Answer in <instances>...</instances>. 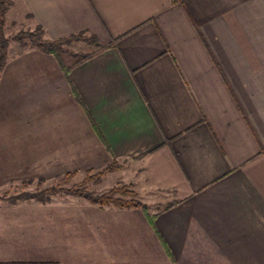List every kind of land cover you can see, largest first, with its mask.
Wrapping results in <instances>:
<instances>
[{"label": "crops", "instance_id": "crops-1", "mask_svg": "<svg viewBox=\"0 0 264 264\" xmlns=\"http://www.w3.org/2000/svg\"><path fill=\"white\" fill-rule=\"evenodd\" d=\"M11 1L5 34L112 44L66 80L8 40L0 190L113 156L127 183L174 203L150 220L70 195L0 198V264H264V0Z\"/></svg>", "mask_w": 264, "mask_h": 264}, {"label": "trees", "instance_id": "trees-1", "mask_svg": "<svg viewBox=\"0 0 264 264\" xmlns=\"http://www.w3.org/2000/svg\"><path fill=\"white\" fill-rule=\"evenodd\" d=\"M11 0H0V72L6 62L7 57V45H8V37L4 32V23H5V13L9 6L11 5ZM14 40L21 47H30L38 50L39 52L51 55L56 61L62 75L67 80V75L69 70L81 63L83 60L91 57L97 52L111 46L112 43L102 44L96 41V39L91 35H86L84 32H77L74 34H70L68 36H64L56 39H46L42 35V30L39 26H35L32 30H18L14 32L13 35ZM81 40L89 45L91 48L87 52H74L70 49L64 47L66 44H69L73 41ZM70 92L72 94L73 99L81 105V100L78 97L75 90L70 86ZM86 114V110L84 109ZM94 130L100 141L104 143L103 139L100 137L97 129L92 124ZM105 145V143H104ZM120 167V164L115 160L112 156L111 160L108 162L100 170L89 173V171H84V177L77 185H71L69 187H60L58 184L50 185L44 188H35L32 191H19L17 193L5 196L0 195V198H4L8 202L12 203L17 199H34L41 202H46L49 200L51 196H54L58 193H64L66 195L81 197L89 203L97 205L99 208L104 206H113L115 208H131L138 207L140 208L144 214L148 216L150 220H152V215H148L146 206L143 202L135 199L136 192L133 190H126L124 186L121 187H110L107 191L96 194L92 191L87 190L84 186V183L90 179H98L106 172L115 171ZM75 175V172L66 173L60 179L61 181L65 179H69ZM115 194H125L129 196L128 198L114 196ZM174 202H170L164 205L163 209H166Z\"/></svg>", "mask_w": 264, "mask_h": 264}, {"label": "rangeland", "instance_id": "rangeland-1", "mask_svg": "<svg viewBox=\"0 0 264 264\" xmlns=\"http://www.w3.org/2000/svg\"><path fill=\"white\" fill-rule=\"evenodd\" d=\"M23 31H26V30H23ZM6 35L8 39H11V41H15L13 38L14 32L12 30L11 32L10 31L7 32ZM64 47L74 52H87L91 48L89 45H87L85 42L81 40L70 42L69 44H66ZM129 172L130 171H128V173ZM121 174L124 175V173H121L120 171L107 172V173H104L101 177H99L96 180L94 179L87 180L84 183V186L87 188V190L92 191L96 194L105 192L110 187H113V186H116V187L124 186L126 190H133L136 192L135 199L139 200L140 202H143L148 212L159 210L162 207H164L166 202H168L170 198L168 191L154 189V188H147V189L144 188L143 189L141 186L142 183L139 184V179L137 180L138 177L132 180V182L127 183L126 178L123 179ZM83 177H84V171H80V172H76L73 177L69 179H65L63 181L60 180L62 178V175L57 176L53 178L52 181L48 182V184L42 181L37 182L36 180H24V181L15 183V185H12L11 188L9 189H1L0 195L2 194L5 196H8V195L17 193L19 191H23V190L32 191L35 188H44V187H47L50 185H56V184H58L60 187H69L71 185L79 184ZM114 196H119V197H124V198L129 197V196H126L125 194H115ZM52 197L60 199V198H66L70 196L60 192Z\"/></svg>", "mask_w": 264, "mask_h": 264}]
</instances>
